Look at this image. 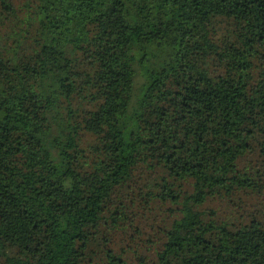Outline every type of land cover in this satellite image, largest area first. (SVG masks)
<instances>
[{"label":"trees","instance_id":"16d2710c","mask_svg":"<svg viewBox=\"0 0 264 264\" xmlns=\"http://www.w3.org/2000/svg\"><path fill=\"white\" fill-rule=\"evenodd\" d=\"M24 6L20 32L0 45V264L91 261L94 230L125 218L122 189L138 168L158 178L144 200L175 212L154 264H264L259 220L232 227L202 208L264 190V168L238 169L254 144L264 157V75L251 74L264 0ZM218 18L235 23L224 41Z\"/></svg>","mask_w":264,"mask_h":264},{"label":"rangeland","instance_id":"374dc122","mask_svg":"<svg viewBox=\"0 0 264 264\" xmlns=\"http://www.w3.org/2000/svg\"><path fill=\"white\" fill-rule=\"evenodd\" d=\"M15 9L11 15L0 6V45L12 44L13 37L20 32V21L24 14V3L27 0H9ZM216 37L224 41L235 27L232 19L218 18L215 23ZM252 80L256 81L264 75V53H259L253 60L251 70ZM93 137L84 134L82 144L93 142ZM254 144V143H253ZM250 168H264L262 157L257 145H253L250 152L238 161V169L245 171ZM158 178L153 174H146L143 168L134 172L131 187L123 190L121 198L126 204L123 217L112 226V219L102 221L97 230H94L89 244L88 256L92 255L91 261L83 264L105 263V252L109 250L120 255L124 264H154L155 252L163 243L164 229L169 226L175 212L169 203L154 200L147 203L143 198V192L153 185ZM112 209V203L109 205ZM206 211L213 210L219 220L238 226L249 222L251 219L259 220L264 227V190L261 192L246 189L236 190L230 197H212L202 207ZM105 215H109L106 212Z\"/></svg>","mask_w":264,"mask_h":264}]
</instances>
